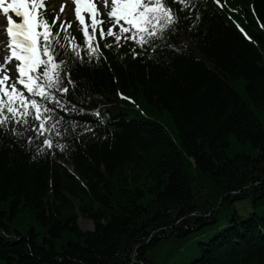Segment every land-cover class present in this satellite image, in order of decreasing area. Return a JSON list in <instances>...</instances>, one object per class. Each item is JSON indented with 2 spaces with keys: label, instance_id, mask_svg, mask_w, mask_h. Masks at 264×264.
<instances>
[{
  "label": "trees",
  "instance_id": "1",
  "mask_svg": "<svg viewBox=\"0 0 264 264\" xmlns=\"http://www.w3.org/2000/svg\"><path fill=\"white\" fill-rule=\"evenodd\" d=\"M235 3L252 42L196 0L174 5L178 22L149 46L83 63L58 50L76 91L57 96L81 110H65L78 127L64 151L35 159L0 136V264H155L150 254L171 242L165 264L190 244L189 264H264V0ZM233 142L253 155L229 157ZM239 202H251L249 216ZM23 211L38 224L26 233L13 228Z\"/></svg>",
  "mask_w": 264,
  "mask_h": 264
},
{
  "label": "snow or ice",
  "instance_id": "2",
  "mask_svg": "<svg viewBox=\"0 0 264 264\" xmlns=\"http://www.w3.org/2000/svg\"><path fill=\"white\" fill-rule=\"evenodd\" d=\"M76 2L77 16L83 25L84 45L76 43L75 37H65V40L72 41L71 44L61 40L60 32L65 31L63 24L56 33L51 32V28L55 27V20L49 24L44 17L43 0H11V3L7 4L5 0H0V8H3L10 25L6 32L10 37L11 58L22 62L18 65L20 75L16 81H10L6 74L0 75V136L14 137L18 143L24 141L22 146L33 153V159L44 155L46 151H64L67 145L61 143L60 139L66 138L70 132L76 133L78 127L75 123L66 124L53 106L59 105L67 111H81L56 95L57 92L67 94L69 86L72 87L73 93L76 91V82L67 70L68 62L55 59L60 54L57 48L70 50L81 63L84 60L81 54L83 51L87 52L89 60H98L102 55L98 42H95L94 33L97 24H102L103 21L97 20L99 13L95 10V5L84 0L83 10L90 13L91 17V24L86 23L79 7L81 0ZM180 2L181 10L188 6L184 0ZM113 3L114 8L109 15L115 18V22L107 34L102 27L100 32L102 38H105V35L113 36L117 44L123 38L125 42L131 40L143 48L155 40H164V32L178 22L176 14L170 7L165 6L162 0H113ZM38 9L41 11L38 12ZM10 12L22 18V22L14 20L12 15H8ZM120 21L125 24H120ZM117 25L119 34L116 32ZM68 27L71 25L68 24ZM89 27L93 29L91 35ZM126 33L131 34L123 35ZM111 47V44H105V48ZM132 52L133 55H138L134 49ZM8 62H11L10 59ZM2 68L3 66H0V70ZM17 84L22 88H18ZM93 115L102 122L99 111ZM83 131L93 130L84 125Z\"/></svg>",
  "mask_w": 264,
  "mask_h": 264
},
{
  "label": "rangeland",
  "instance_id": "3",
  "mask_svg": "<svg viewBox=\"0 0 264 264\" xmlns=\"http://www.w3.org/2000/svg\"><path fill=\"white\" fill-rule=\"evenodd\" d=\"M63 3H64V1L60 0L59 6L63 7ZM225 5H227V7L229 9L233 10L234 12H237L239 10V7L234 5V3L232 1H229V2L226 1ZM246 8H248L250 10H254L253 4L251 2H249V4L246 6ZM70 14H71V11L67 8L65 15L70 16ZM72 23H74V21H72ZM235 88L239 93L243 94L244 85L242 82H240V83L237 82ZM160 120L167 127L169 135L173 139H176L177 132L175 130V127H174L168 113H165V115H163L160 118ZM261 120L264 123V113L261 115ZM253 152L254 151L251 149V147H246L244 145L235 144L233 142L232 148L228 151V156L233 158L237 154L253 155ZM237 210L241 216H243V217L249 216V213L251 210V202H239V204L237 205ZM224 222H225V220H224ZM14 225H15V228H17L19 231H23V232L28 231L29 227L31 225H33V227H38V224L34 223L33 220L31 219V214L26 212V211H23V213L20 215V218L18 219V221L15 222ZM80 226L84 231H86V230L89 231V230L94 229V225L91 222L85 221V220L80 221ZM175 247L176 246L173 242L167 243L164 245L163 248H160L158 250H154V253L150 254V258L155 264H165L164 262H166L167 259L169 258V255L171 253V249L175 248ZM193 250H194V248H192V246L190 244L189 247L185 248L178 257H175V259L173 260V263L178 262L180 264H189L190 262H192L194 259H196L198 257V253L194 252Z\"/></svg>",
  "mask_w": 264,
  "mask_h": 264
}]
</instances>
